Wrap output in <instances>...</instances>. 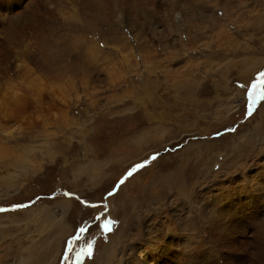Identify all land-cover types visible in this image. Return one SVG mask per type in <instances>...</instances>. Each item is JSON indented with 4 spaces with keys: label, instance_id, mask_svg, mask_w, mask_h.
<instances>
[{
    "label": "rangeland",
    "instance_id": "obj_1",
    "mask_svg": "<svg viewBox=\"0 0 264 264\" xmlns=\"http://www.w3.org/2000/svg\"><path fill=\"white\" fill-rule=\"evenodd\" d=\"M107 2L0 0V264H264V0Z\"/></svg>",
    "mask_w": 264,
    "mask_h": 264
},
{
    "label": "bare ground",
    "instance_id": "obj_2",
    "mask_svg": "<svg viewBox=\"0 0 264 264\" xmlns=\"http://www.w3.org/2000/svg\"><path fill=\"white\" fill-rule=\"evenodd\" d=\"M107 0H88V4L87 5H89V6H91L92 7V5L93 4H95L98 8L99 7H102V6H105V5H107ZM40 8H41V6H40ZM90 8V7H89ZM105 8V7H104ZM36 14V12L32 15V16H34ZM101 18V16H99V14H95V15H93V16H88V24L90 25V24H92L93 22H95V20L97 21H99V19L98 18ZM136 198V197H135ZM131 201H133V199H128V200H126V202H129V203H131ZM45 212H44V215L46 214H48V212L46 211V209L44 210ZM232 211V210H231ZM235 211V210H234ZM43 215V214H42ZM240 215V214H239ZM250 218H252V219H254L253 217H251V216H249V217H239V216H237L236 215V213L235 214H232V215H228V214H217V215H212V218H210L209 219V223H208V225L207 226H209L208 227V229H209V231H208V236H209V241H211L214 245H219V243H221V242H223V244L222 245H224V244H227L228 246H232L233 244H235L236 245V239H237V241H245L246 239H248V241H249V238H252L254 235H255V231L254 230H252V227L249 225L250 223H249V219ZM255 218H257V217H255ZM208 221V220H207ZM237 221H241V222H245L244 223V225H243V227H244V229L242 230V231H238V235L236 234V232H234L235 234H231V237H233L232 238V240H224V234H225V232H224V230H226L225 229V227H224V225L226 226V224H224V223H227L229 226H228V229L229 230H232V231H236L237 229H236V222ZM253 221V220H252ZM255 221V220H254ZM123 222L124 221H122L121 222V224H119V226L117 227V230H115V232L117 233V231H118V229L120 228V226L123 224ZM238 223V222H237ZM253 223V222H252ZM130 225V223H127V224H123V226L124 227H127L128 228V226ZM224 228V229H223ZM227 228V227H226ZM259 229V228H258ZM228 230V231H229ZM257 232V231H256ZM259 232V231H258ZM130 233V232H129ZM224 233V234H223ZM231 233V232H230ZM230 233H228L229 235H230ZM226 235V234H225ZM228 235V236H229ZM256 237L257 236H259L258 235V233L255 235ZM254 236V237H255ZM261 236V235H260ZM259 236V237H260ZM230 237V236H229ZM228 237V238H229ZM259 237L257 238V240L259 239ZM200 238V237H199ZM253 239V238H252ZM205 240V239H204ZM196 241V240H195ZM201 241V240H200ZM251 241V240H250ZM255 241H256V239H255ZM48 242V241H47ZM208 242V241H207ZM254 242V241H253ZM257 242V241H256ZM197 243V242H196ZM200 243V242H199ZM198 243V244H199ZM241 243V242H240ZM252 242H250L249 244H251ZM112 244V243H111ZM111 244L109 245V247L111 246ZM169 244V243H168ZM198 244H197V247H198ZM202 244H204V242L202 243ZM201 244V245H202ZM243 244H245V246H247L248 244L247 243H243ZM254 244V243H253ZM161 245V244H160ZM170 245V244H169ZM180 245V244H179ZM206 245V244H205ZM226 245V246H227ZM239 245V244H238ZM240 245H242V244H240ZM255 245V244H254ZM253 245V246H254ZM257 245H258V243H257ZM257 245H256V247H257ZM53 246V245H52ZM171 246V245H170ZM177 246V245H176ZM200 246V245H199ZM249 246V245H248ZM50 247V246H49ZM172 247V246H171ZM186 247H189V245L188 246H186ZM224 247V246H223ZM259 247V246H258ZM152 251H153V253L152 254H150V256L153 258V260H154V262H151V263H149V264H164V260H165V258H163V254L160 252V250L158 249V247L155 245H152ZM175 248V247H174ZM199 248V247H198ZM198 248L196 249V250H198ZM260 248H262V247H260ZM259 248V249H260ZM37 249V248H36ZM110 249H112V248H110ZM201 249H203V248H201L200 247V250ZM218 249V248H217ZM220 249V248H219ZM258 249V248H257ZM162 250V249H161ZM205 250V249H204ZM220 250H222V249H220ZM243 250V249H242ZM251 250V249H250ZM249 250V251H250ZM195 251V250H194ZM194 251H192L193 253H194ZM209 251V250H208ZM262 251V250H261ZM263 251H264V248H263ZM262 251V252H263ZM200 252V251H199ZM201 252H203V251H201ZM205 252V251H204ZM230 252V251H229ZM243 252H245V251H243ZM58 253V248H56V250H54V249H52V247H50V249L49 250H47V252H46V250H44V252H43V254H42V256H41V260L40 261H42V264H48L47 262H49V263H51L50 261H49V258L51 257V254H57ZM110 253H112V252H110ZM221 253V252H220ZM231 253V252H230ZM247 253V252H246ZM245 253V254H246ZM260 253V252H259ZM259 253H255V254H258L259 255V259H260V262H263L264 263V261H263V259L261 260V258H263V256L261 257L260 255H262V253L261 254H259ZM249 254V253H248ZM251 254V253H250ZM197 255H198V253H197ZM202 255V254H201ZM206 255V254H205ZM189 256V255H188ZM190 256H191V254H190ZM249 256V255H248ZM248 256H245V259H246V257H248ZM257 256V255H256ZM102 257H103V264H109V262H111V258H109V256H108V254H107V252H105V250L103 251V253H102ZM191 257H193V256H191ZM197 256H195V258H196ZM205 258H207L206 256H204ZM203 257V258H204ZM208 257H209V254H208ZM212 257H214V256H212ZM244 257V256H243ZM54 258V257H53ZM52 258V259H53ZM56 258V257H55ZM194 258V259H195ZM228 258V257H227ZM258 258V257H257ZM39 259V258H38ZM52 259H51V261H52ZM197 259H198V257H197ZM211 259V258H210ZM209 259V260H210ZM100 260H102V259H100ZM203 260V259H202ZM208 260V259H207ZM206 260V261H207ZM99 261V260H98ZM204 261H205V259H204ZM244 261V260H243ZM100 262V261H99ZM208 262V261H207ZM212 262V261H211ZM233 262H234V260H233ZM241 262V261H240ZM255 262V261H254ZM101 263V264H102ZM147 263V264H148ZM209 263V262H208ZM238 263V262H237ZM245 263V262H244ZM246 263H248V262H246ZM245 263V264H246ZM251 263V262H250ZM201 264H202V262H201ZM203 264H205V263H203ZM217 264V263H216ZM235 264V263H234ZM242 264V263H241ZM252 264H253V262H252ZM260 264H262V263H260Z\"/></svg>",
    "mask_w": 264,
    "mask_h": 264
},
{
    "label": "snow or ice",
    "instance_id": "obj_3",
    "mask_svg": "<svg viewBox=\"0 0 264 264\" xmlns=\"http://www.w3.org/2000/svg\"><path fill=\"white\" fill-rule=\"evenodd\" d=\"M262 75H264V74H262ZM249 115H251V109H249ZM232 131H235V129H233ZM155 158L156 157H153V159H155ZM137 167H143V165H139ZM132 174H133L132 171H129L128 176H131ZM119 183L120 184H123L124 183V180L122 179ZM65 195L71 197L72 196V193H70V192L69 193H65ZM109 195H111V193H109ZM0 211H3V209H0Z\"/></svg>",
    "mask_w": 264,
    "mask_h": 264
}]
</instances>
